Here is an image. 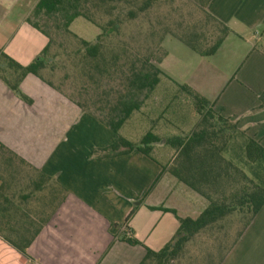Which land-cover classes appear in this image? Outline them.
Listing matches in <instances>:
<instances>
[{
	"label": "crops",
	"instance_id": "obj_1",
	"mask_svg": "<svg viewBox=\"0 0 264 264\" xmlns=\"http://www.w3.org/2000/svg\"><path fill=\"white\" fill-rule=\"evenodd\" d=\"M39 2L0 0V54L23 66L49 43L28 23ZM207 12L231 34L207 58L176 47L194 66L192 75L176 83L214 102L217 112L237 120L264 146V109H258L264 92V0H211ZM99 33L84 40H96ZM20 90L30 102L0 78V149L24 162L0 154V264H140L146 248L161 250L179 228L173 213L149 207L173 209L182 218H197L207 207L164 169L173 160L160 165L140 151L99 158L96 152L118 139L99 118L35 75L26 76ZM126 229L143 245L123 241ZM37 232L27 256L5 239H29ZM221 264H264V208Z\"/></svg>",
	"mask_w": 264,
	"mask_h": 264
},
{
	"label": "trees",
	"instance_id": "obj_2",
	"mask_svg": "<svg viewBox=\"0 0 264 264\" xmlns=\"http://www.w3.org/2000/svg\"><path fill=\"white\" fill-rule=\"evenodd\" d=\"M116 1L40 0L28 18V23L49 39L47 47L27 66L21 65L7 54L1 53L0 78L21 99L27 102L30 100L20 90V84L26 76L35 75L55 87L42 75L49 62L54 58L50 57V51L55 41L53 34L73 35L74 33L70 30L71 25L80 17L93 21L100 29V33L94 43L79 38L81 39L82 50H78L77 54H83L82 61L86 65L90 64L97 73L106 71L108 63L102 51L106 39L117 34L121 29V24L111 20L102 26L92 20L90 15L92 10H104L105 13H112L115 9L113 4ZM159 1L162 0H146L141 10H146ZM210 1L202 0L201 2L206 16L215 26L212 44H209L210 38L198 31L197 28L187 29L178 36V40L189 49L205 58L215 55L231 34V29L226 24L207 12ZM130 16L133 17L132 12H130ZM103 59L104 66L100 64ZM148 63V60L144 61L141 68L132 72V80L130 81L132 96L129 100L119 102L117 109L121 115L109 123L99 119L101 123L118 135V139L111 146L98 150L96 152L97 157L114 158L127 155L133 151H140L148 158L154 159V146L161 141L156 133L148 132L139 143L131 142L119 134L132 114L141 110L143 106L141 95L145 94L144 99L148 98V95L152 94L160 84V77L164 75V72L158 67L147 69ZM178 87L195 102V109L200 116V122L190 134L174 136L167 141L166 144L175 150V157L171 164L164 169L179 182L202 196L208 205L197 218L179 217L176 210L173 209L149 207L151 210L161 209L173 213L177 217L179 228L173 239L161 250L155 251L146 248V254L140 264H172L181 258L186 246L199 235L215 229H223L224 224L233 216L242 220L246 219L237 239L221 256L219 262L221 264L226 254L239 241L253 219L264 208V146L241 129L237 120L224 117L221 112H217L214 109V102L203 97L186 84H178ZM258 109H264V92L260 96ZM230 151L240 152L244 161L243 168L233 156L229 157ZM0 154H8L11 159L24 163L23 160L3 146L0 149ZM246 168L248 171L245 170ZM141 204L142 201L135 204L126 219V223L137 213ZM37 235L38 232L32 234L29 239L23 237L17 240L5 239L21 254L27 256V249ZM122 239L133 246L143 245L127 229Z\"/></svg>",
	"mask_w": 264,
	"mask_h": 264
},
{
	"label": "rangeland",
	"instance_id": "obj_3",
	"mask_svg": "<svg viewBox=\"0 0 264 264\" xmlns=\"http://www.w3.org/2000/svg\"><path fill=\"white\" fill-rule=\"evenodd\" d=\"M145 1L117 0L110 14L104 10L91 11L92 20L102 26L111 20L121 24L119 32L106 39L102 51L108 63L106 71L97 73L90 64L86 65L82 61L83 54H77L78 50H82L79 38L93 39L100 32L93 21L78 18L70 28L76 36L53 34L55 41L50 57L54 58L42 75L85 111L109 123L121 115L117 109L119 102L129 100L132 96V72L141 68L146 60L149 61L147 69H161L167 49L169 54L164 65L166 72L160 77V84L148 98L144 99L145 94L141 95V110L134 112L121 128L122 135L134 143H139L148 132L156 133L161 141L155 145L152 160L162 165L175 157V150L166 144L167 141L174 136L190 134L200 122L195 102L176 83L188 78L194 70L191 60L176 48L182 46L188 51L178 36L187 29L197 28L210 38L209 44H212L215 26L206 16L202 0H162L141 10ZM165 39L168 41L164 49ZM173 43L175 45H171ZM103 63L104 59L100 64L104 66ZM230 156L243 168L244 161L240 152L230 151ZM245 170L248 171L247 168ZM196 207L198 210L203 209L200 204H196ZM245 223L246 219L233 216L224 224L223 229L199 235L186 246L181 258L172 264H219L221 256L232 246Z\"/></svg>",
	"mask_w": 264,
	"mask_h": 264
}]
</instances>
